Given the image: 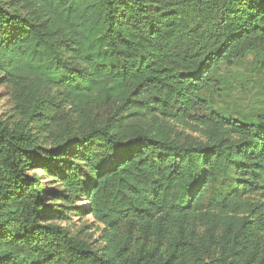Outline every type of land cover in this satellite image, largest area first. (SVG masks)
I'll return each mask as SVG.
<instances>
[{
	"label": "trees",
	"instance_id": "trees-1",
	"mask_svg": "<svg viewBox=\"0 0 264 264\" xmlns=\"http://www.w3.org/2000/svg\"><path fill=\"white\" fill-rule=\"evenodd\" d=\"M251 52L264 0H0V72L28 91L19 121L0 117V264H264V111L201 97ZM53 86L84 106L49 143ZM111 101L102 122L83 110ZM81 198L102 248L58 223Z\"/></svg>",
	"mask_w": 264,
	"mask_h": 264
},
{
	"label": "rangeland",
	"instance_id": "rangeland-1",
	"mask_svg": "<svg viewBox=\"0 0 264 264\" xmlns=\"http://www.w3.org/2000/svg\"><path fill=\"white\" fill-rule=\"evenodd\" d=\"M215 76V84L210 85L201 93V97L205 100L204 106L206 107L202 112L208 114L217 112L239 121L251 122L258 113L264 111V54L251 52L234 66L221 63L215 72ZM33 79L35 80V77ZM30 80L32 79L27 81ZM44 94L48 100L51 99V102H49L50 114L56 115V119H53V130L46 137L49 143H53L59 135H66L64 125L73 123L82 125L80 110H76L72 106L84 105L72 104L65 98L62 90L55 86L45 88ZM29 97H31V93H29ZM27 98L28 91H21L13 81L7 80L0 72L1 118L11 123L19 121L20 111L28 103ZM115 106V103L111 101L107 104H96L86 107L83 110L86 111L88 116L102 122L106 117H112ZM116 117H119V115ZM113 118H115L114 113ZM60 119L63 120L64 124L61 125L62 127L60 126L61 128H59ZM129 123L149 128L152 125V120L141 121L139 117L134 116ZM167 124L178 132L203 138L200 131L197 130L199 126L193 122L179 123L172 120ZM162 125H164V122ZM48 183L49 186L57 184L56 180H51ZM254 198L264 201L263 196L260 194L254 195ZM85 202L84 198L75 201V204L72 205L73 209L69 219L67 221H58V223L62 226H67L68 230L77 237L90 242L92 247L102 248L104 246V241L102 240L104 224L98 222L94 216L78 211L77 206H83Z\"/></svg>",
	"mask_w": 264,
	"mask_h": 264
}]
</instances>
